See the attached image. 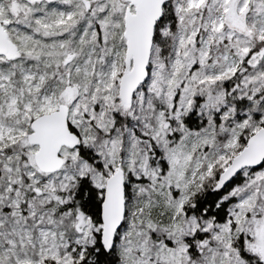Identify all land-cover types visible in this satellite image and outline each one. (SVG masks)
Instances as JSON below:
<instances>
[{
  "label": "snow or ice",
  "instance_id": "snow-or-ice-1",
  "mask_svg": "<svg viewBox=\"0 0 264 264\" xmlns=\"http://www.w3.org/2000/svg\"><path fill=\"white\" fill-rule=\"evenodd\" d=\"M0 264H264V0H0Z\"/></svg>",
  "mask_w": 264,
  "mask_h": 264
}]
</instances>
